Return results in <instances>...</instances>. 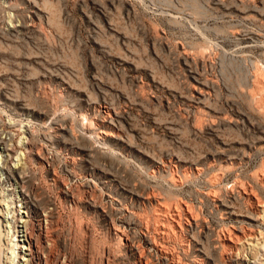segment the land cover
Returning <instances> with one entry per match:
<instances>
[{
  "label": "rangeland",
  "instance_id": "1",
  "mask_svg": "<svg viewBox=\"0 0 264 264\" xmlns=\"http://www.w3.org/2000/svg\"><path fill=\"white\" fill-rule=\"evenodd\" d=\"M104 110L116 138L94 144L80 129ZM0 141V156L33 151L29 230L47 264H137L111 234L146 249L148 192L197 217L187 252L169 246L180 264L262 257L264 215L238 192L264 203V0H0ZM227 230L249 236L229 251Z\"/></svg>",
  "mask_w": 264,
  "mask_h": 264
},
{
  "label": "bare ground",
  "instance_id": "2",
  "mask_svg": "<svg viewBox=\"0 0 264 264\" xmlns=\"http://www.w3.org/2000/svg\"><path fill=\"white\" fill-rule=\"evenodd\" d=\"M209 1L215 6L221 4V0ZM236 1L243 2V0ZM11 28H13V26H11ZM182 56L185 61L192 59V57L190 58L185 51H182ZM192 60L196 63L199 61L196 59L194 60V58ZM200 62L201 61H199V63ZM253 81L258 86L261 83H259L257 78H254ZM97 117L99 118L95 119V129L90 125H87L86 128L82 127L80 131L87 136L92 137V141H95L94 144L97 143L102 145V143L106 141L115 139L116 136L112 133V129L108 122V119L111 118L109 112L104 110V112ZM53 129L55 136L62 130L67 132V134L71 131L66 124L65 127ZM8 130H10L8 136L13 139L14 133L12 131L17 130L13 126H8ZM27 143L28 142H24L23 146L27 145ZM0 145L2 146L0 151H3V148L10 150L9 144L7 145V143L0 141ZM12 153L14 157H11V155L8 154L2 156V153L0 156V233L6 232V244L11 257L9 258L10 263L7 261L6 264H47V260L50 258L51 254V247H47L46 250L40 251V248L36 241L33 240L29 230L31 224V208L29 203L32 198H34L36 187L31 183L30 172L26 169V162L29 160L28 157H31L33 154V151L30 149L29 154L27 153L28 156L20 152L13 151ZM36 160L41 162L42 158L38 156ZM261 182L264 187V178L261 179ZM6 183H12V185L5 189L3 186ZM238 193L250 208V212H248L249 215L254 219L260 218L264 215V203L260 202L256 196L246 190L244 191V189L240 190ZM145 202L147 205L144 206L145 210L143 211L146 213V219L144 218L146 221L142 222V219L138 217L135 219V224H137L140 229V236L145 243L144 246L146 249L141 250L131 242L129 243V240L123 231L115 229L114 227L111 234L112 239L116 242L124 241L127 250L136 256L137 264H156L155 261H158L159 263V259L167 262V264H180L181 262L179 260L181 258L175 257L174 254L176 249H173V246L172 249H170L171 247L169 246L172 242L174 245V242L178 243L179 241L181 242L180 245H178L180 252H187L189 245L192 243V239H189L186 231L189 227L196 226L197 217L187 204L178 203L173 206L167 205L152 192L147 193ZM42 216L46 221H51L53 218V212L50 209H44L42 211ZM252 217L249 218L253 220ZM38 227V234L41 235L43 227L42 225H39ZM9 231H12L13 234L10 237ZM18 233H20L21 236L17 237L16 235ZM247 236H249V233L227 230L219 235L218 242L223 249L226 248L229 251H235L238 249V246L242 241H245ZM19 237L21 239H19ZM260 238H262L261 235ZM255 239L256 236L253 237V240ZM260 245V249L264 250V244ZM197 252L200 253L198 257L201 258H197V260L192 259L191 264H201L203 260H209V257L205 256L203 251L197 250ZM261 256L262 257L250 261L248 264H264V253ZM230 262L232 263V261ZM106 264H108V262H106ZM213 264L216 263L214 262Z\"/></svg>",
  "mask_w": 264,
  "mask_h": 264
}]
</instances>
